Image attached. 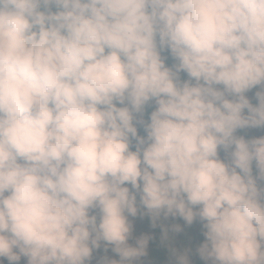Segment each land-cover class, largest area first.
Returning <instances> with one entry per match:
<instances>
[{"label": "clouds", "instance_id": "obj_1", "mask_svg": "<svg viewBox=\"0 0 264 264\" xmlns=\"http://www.w3.org/2000/svg\"><path fill=\"white\" fill-rule=\"evenodd\" d=\"M245 128L264 129V0H0V264L102 243L119 259L99 264H136L138 214L198 219L210 264H264Z\"/></svg>", "mask_w": 264, "mask_h": 264}, {"label": "trees", "instance_id": "obj_2", "mask_svg": "<svg viewBox=\"0 0 264 264\" xmlns=\"http://www.w3.org/2000/svg\"><path fill=\"white\" fill-rule=\"evenodd\" d=\"M167 63L171 65V58L168 59ZM181 76L182 79H187L186 74L182 73ZM258 90L259 86L252 89L254 95ZM251 102L256 104L257 100L254 99ZM151 110L152 108L146 110L145 119L148 118ZM259 130L262 131V129ZM139 131L141 135L144 134L142 129H139ZM236 134L244 136L246 139H251L244 129L237 130ZM253 175H256V169L253 170ZM176 218H165L161 215L160 218L155 221L154 225L152 217L147 214L145 215L146 225L142 226V231L150 232L149 243L153 245L152 255L156 259V264H177V258L181 255H186L190 264H209L210 262L204 261L198 253V248L205 239L201 222L197 219L192 225H187L182 218ZM173 225H180L182 231H173ZM164 226L169 228V231L165 234L161 232ZM4 260L7 262L6 258Z\"/></svg>", "mask_w": 264, "mask_h": 264}, {"label": "rangeland", "instance_id": "obj_3", "mask_svg": "<svg viewBox=\"0 0 264 264\" xmlns=\"http://www.w3.org/2000/svg\"><path fill=\"white\" fill-rule=\"evenodd\" d=\"M246 95L248 96L250 101H253L255 99V95H254L252 90L247 92ZM244 130L249 135V138L259 137L261 135H264V129H262V131H260L257 128H245ZM220 155H221L222 159L225 158V154H224V152L222 150H221ZM253 170H255V165H253ZM258 183H260V182L258 181ZM142 211H143V209H142ZM145 215L141 216V215L138 214L134 218L133 217H129V219L133 223V238L129 240V243L134 244L136 237H140L142 235L150 236V232L149 231H145V232L142 231V226L146 225V223H145ZM169 217H172V216H169ZM172 218L175 219L176 217H172ZM178 219H181V218L179 217ZM168 231H169V228L167 226H164L161 229V232L163 234L167 233ZM149 241H150V239H149ZM152 249H153L152 243H148V247H147V250H146V255L141 257L138 261H136V264H156V259L152 255ZM105 256H107L110 259H119V256L112 251L111 246H109L107 251H105L103 243H102L101 247L99 249H95L93 251L91 264H99V261ZM4 264H7V262H5V260H4ZM20 264H26V259L22 258Z\"/></svg>", "mask_w": 264, "mask_h": 264}]
</instances>
